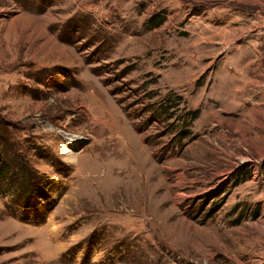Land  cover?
<instances>
[{"label": "rangeland", "instance_id": "obj_1", "mask_svg": "<svg viewBox=\"0 0 264 264\" xmlns=\"http://www.w3.org/2000/svg\"><path fill=\"white\" fill-rule=\"evenodd\" d=\"M258 241L264 0H0V264H264Z\"/></svg>", "mask_w": 264, "mask_h": 264}, {"label": "trees", "instance_id": "obj_2", "mask_svg": "<svg viewBox=\"0 0 264 264\" xmlns=\"http://www.w3.org/2000/svg\"><path fill=\"white\" fill-rule=\"evenodd\" d=\"M196 114L194 113V115L190 118V121H192V120H194V119H196ZM189 134V132L187 131V130H185L184 132H182V134H181V136H180V141L182 140V139H184L187 135Z\"/></svg>", "mask_w": 264, "mask_h": 264}, {"label": "bare ground", "instance_id": "obj_3", "mask_svg": "<svg viewBox=\"0 0 264 264\" xmlns=\"http://www.w3.org/2000/svg\"><path fill=\"white\" fill-rule=\"evenodd\" d=\"M68 142H69V141H68ZM71 143H73V142L71 141ZM261 238H262V237H261ZM258 243L261 244V250L263 251V250H264V242L258 241Z\"/></svg>", "mask_w": 264, "mask_h": 264}]
</instances>
